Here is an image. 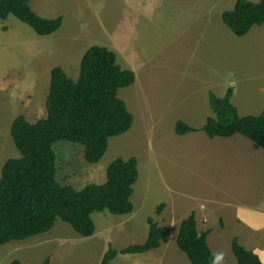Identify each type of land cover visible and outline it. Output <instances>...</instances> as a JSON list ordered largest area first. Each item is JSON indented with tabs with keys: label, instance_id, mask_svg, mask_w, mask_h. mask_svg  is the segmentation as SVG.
<instances>
[{
	"label": "rangeland",
	"instance_id": "1",
	"mask_svg": "<svg viewBox=\"0 0 264 264\" xmlns=\"http://www.w3.org/2000/svg\"><path fill=\"white\" fill-rule=\"evenodd\" d=\"M236 2L31 0L39 16L63 17L62 27L50 36L37 35L14 16L0 20V180L4 164L20 157L11 136L14 120L25 116L36 123L46 118L51 70L60 66L78 81L81 60L94 45L108 47L124 69L135 72V83L118 92L133 114L134 124L127 133L110 139L106 155L95 165L86 162L82 146L57 143L58 180L77 190L103 184L114 160L131 157L138 160L140 176L132 198L133 213L94 214L96 233L90 238L81 237L59 219L49 233L0 246V264L16 259L22 264H42L47 257L50 264H100L109 245L121 250L143 244L150 217L170 228L163 245L145 254H121L110 264H191L177 246V238L180 222L192 210L215 211L216 205H210L215 195L209 190L212 185L199 173L203 165L199 163L206 159L200 150L210 139L200 129L178 139L176 122L182 120L197 128L201 119L213 117L209 94L224 97L228 88L234 89L232 103L240 115L258 116L264 111V25L253 27L245 37L235 36L222 16ZM196 91H202V103L196 101ZM248 143L255 147L253 164L239 161L241 152L217 143V172L229 177L224 155L233 163L234 177L239 179V169L253 175L247 181L240 178L245 183L238 184L237 198L264 213V179L257 175L258 168L264 171L263 151ZM186 145L192 147L186 149ZM162 162L170 167L168 174L165 167L160 170ZM164 203L162 214H157ZM257 222L264 224V216ZM209 227L214 230L209 245L219 262L238 264L230 246L232 233L220 232L213 217ZM156 255L160 257L150 259Z\"/></svg>",
	"mask_w": 264,
	"mask_h": 264
},
{
	"label": "trees",
	"instance_id": "2",
	"mask_svg": "<svg viewBox=\"0 0 264 264\" xmlns=\"http://www.w3.org/2000/svg\"><path fill=\"white\" fill-rule=\"evenodd\" d=\"M10 16L39 36H50L63 25V17L39 16L31 0H0V20L6 21ZM222 20L235 36L245 37L253 27L264 25V0L258 3L237 0L232 10L223 13ZM135 81V72L124 69L117 54L100 45L91 46L84 54L78 81L60 66L51 70L47 117L31 123L25 116H19L11 126L20 157L8 160L2 169L0 246L49 233L59 219L81 237L90 238L96 233L94 214L133 213L132 198L140 177L137 158L114 160L108 167L105 183L77 190L59 182L54 147L59 142L80 145L86 162L98 164L107 153L110 139L127 133L134 124V116L118 92ZM233 94V88H228L224 97L210 93L215 117L207 120L202 131L211 139L241 135L264 153V112L259 116H241L232 103ZM198 131L182 120L176 124L179 136ZM165 207V203L161 204L157 214H162ZM148 224L149 233L143 244L121 250L109 245L100 264H110L121 254H145L159 249L168 239L170 228L161 227L152 217ZM210 233L211 230L198 229L194 212L181 222L177 246L191 264H219L208 242ZM232 252L238 264H262L259 256L242 246L237 238L232 241ZM50 260L47 257L43 264H50ZM11 264L22 263L16 259Z\"/></svg>",
	"mask_w": 264,
	"mask_h": 264
},
{
	"label": "crops",
	"instance_id": "3",
	"mask_svg": "<svg viewBox=\"0 0 264 264\" xmlns=\"http://www.w3.org/2000/svg\"><path fill=\"white\" fill-rule=\"evenodd\" d=\"M196 92H197V95L194 96L196 98V101H198V103H202L203 99L200 97V94L202 91L200 92L196 91ZM206 100L207 99H205L204 101L206 102ZM208 100L210 103V94L208 96ZM211 116L215 117L214 112L212 113ZM245 116H249V115H245ZM209 118L211 117L209 116L205 119H201L197 125L198 127L195 129L197 130L200 129L202 131V129L204 128ZM175 132H176V125H175ZM176 138L183 139L184 136H180ZM209 139L210 140L207 141V144H205L204 149L200 150V153H204V152L206 153V156H205L206 159H204L203 162L199 163V164H203L202 167H200L199 173L204 175L206 183L212 185L209 188V190L213 191L215 195L213 196L214 200L210 201L211 203L210 205L215 204L216 208H215V211H213V213H211L210 211H204L202 208L200 210L191 211V213L194 212L196 214L198 229L201 232H206L208 230H211V233L209 234V238H210V236L214 233L213 228L209 227V223L211 221V218L213 217L215 220H218L219 222L220 232L225 233L226 230H229V232L232 233L231 242H230L231 249H232L233 239L237 238L239 240V243L242 246H244L246 249L253 251L255 254H257L262 264H264V224H259L257 222L258 219L264 216V213L261 210L254 211V209L251 206H249L246 203L240 202L238 200L239 198H237L238 184L245 183L244 180H240V178L245 179L247 181L249 178H252L253 175H249L248 172H244L242 171V169H239V174H240L239 179L234 177L233 176V163L231 161H228L223 155L222 157L223 163L225 164V166L228 165L229 167V168L228 167L225 168L226 172L229 173V177L222 176V172L220 170L217 172L218 162L216 160L217 152L215 151L217 143L221 145H228L230 149H235L242 153V157L239 159V161H249L251 164H253V162H255L256 160L255 147H252L248 143V141L250 140L246 139L245 137L241 135H236L231 138L216 137L214 139H211V138ZM190 146L191 145H186V149H190ZM170 148L175 149L176 147L170 146ZM223 149L225 148L223 147ZM167 151L168 150H166V152ZM263 155L261 156L264 158ZM199 159H202L200 155H199ZM164 167H165V163L162 162V167L161 169L159 167V169L165 171L164 169H162ZM210 167L216 168V170L212 171ZM240 167H242V164L240 165ZM165 168H166L165 173L168 174L170 172V167H165ZM257 175H258V178L264 179V171L262 169L258 168ZM165 178L167 179V175L165 176ZM184 181L185 179L183 178V182ZM205 181H201L199 183H204ZM233 183H235L234 188L231 186ZM169 189L171 190V192H173L171 187H169ZM202 203L203 202H201V205ZM176 212H177V208H176V211L174 208V212H173L174 215L176 214ZM208 242H209V239H208ZM158 257L160 256L156 255V256H152L150 259L153 260ZM217 261L219 264H228L223 261L222 263L219 262L218 257H217ZM127 262L128 261H124L123 264H126Z\"/></svg>",
	"mask_w": 264,
	"mask_h": 264
}]
</instances>
